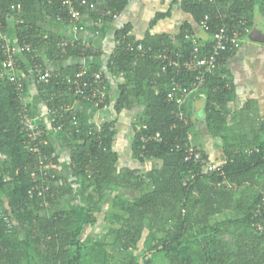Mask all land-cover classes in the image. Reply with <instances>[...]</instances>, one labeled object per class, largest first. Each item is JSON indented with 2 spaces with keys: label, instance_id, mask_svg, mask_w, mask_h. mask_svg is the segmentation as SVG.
<instances>
[{
  "label": "trees",
  "instance_id": "trees-1",
  "mask_svg": "<svg viewBox=\"0 0 264 264\" xmlns=\"http://www.w3.org/2000/svg\"><path fill=\"white\" fill-rule=\"evenodd\" d=\"M87 1L104 3L117 16L129 4V0ZM253 1L183 0L180 6L198 28L204 17H209L206 32L209 38L204 45L210 47L214 32L222 26L230 28L244 20L251 29ZM19 5L22 9L18 13L11 9ZM34 6L56 23H70L58 0H0L3 31L8 32V20L13 18L17 45L36 47L33 54H23L33 68L94 55L90 47L82 50L69 46L61 53L57 45L65 39L40 30L31 17ZM170 11L157 14L151 24L169 17ZM82 13L97 20L95 13L86 8H82ZM57 15L60 21H56ZM18 19L21 22L17 23ZM111 19V16L104 18ZM191 28L184 23L176 36H152L148 32L143 39L134 40L129 35L131 27L126 25L115 34L118 45L107 69L112 75H120L123 82L118 85L119 96L113 109L118 115L144 105L138 120L146 129L133 130L131 150L134 161L149 165L145 172L127 167L118 169V156L113 148L115 121L102 123L100 132L93 136L88 135L90 126H82L77 134L73 115L64 113L57 116L62 128L54 130L53 110L72 99L66 93L65 80L81 64L50 70L60 77L50 79L48 84H38L34 78L36 91L48 110L54 137L68 152L71 172L78 181L76 192L67 183L54 188L56 202L74 195L79 205L74 208L55 210V202L47 210L41 206L42 199L29 196L28 191L36 184L31 172L37 168V162L26 148L27 133L20 123L23 107L15 85L6 76H0V264L264 262V228L260 230L257 226H264V136L260 139L257 131L256 134L249 131L250 135L242 139L236 129L230 130L228 104L234 101L235 90L223 65L234 53L224 54L222 65L200 90L205 93L202 99L205 126L212 137L221 140L224 163L215 171L208 170L207 156L196 147L205 162L185 161V145L191 144L192 115L185 111V104L167 99L170 71L162 74L161 62L155 61L153 54L166 51L186 57L192 44L185 37L194 34ZM122 42L140 43L152 52L141 56L123 50ZM6 47L7 41L0 40V75L9 71ZM18 63L16 59L15 65ZM89 68L99 71L97 67ZM21 69L26 72L24 67ZM102 76L105 81L103 73ZM192 77L187 72L176 78L189 86ZM22 82L26 92V83ZM108 104L109 98L98 108ZM74 111L80 122L82 115ZM242 122L243 118L238 124ZM245 126L254 131L252 122ZM156 134L161 141L151 138ZM142 136L151 139L141 142ZM39 140L42 143L38 147L43 152L55 153L45 130ZM53 162L51 173L62 179L56 168L57 155ZM257 210L261 216L255 218Z\"/></svg>",
  "mask_w": 264,
  "mask_h": 264
},
{
  "label": "crops",
  "instance_id": "crops-1",
  "mask_svg": "<svg viewBox=\"0 0 264 264\" xmlns=\"http://www.w3.org/2000/svg\"><path fill=\"white\" fill-rule=\"evenodd\" d=\"M182 1L129 0V4L116 18L105 21V17L95 14L97 20L94 21L93 18L83 15L76 25L56 23L46 18L43 11L40 12L36 6L31 12L32 19L36 21L42 32L68 41L83 42L91 48L94 54L92 57L81 60L72 57L64 61L52 62L53 64L48 62L47 68L51 71H57L67 66L81 64L87 67H97L105 75L107 98H109V104L105 108H98L95 105L75 99H71L69 103L82 115L81 126H100L106 121H115L117 133L113 148L118 156V169L127 167L145 172L148 171L149 165H139L134 161L131 150L134 137L133 130L135 129L134 122L142 116L144 105L140 104L131 110H123L118 115L113 109L119 96L118 85L123 82L120 75H112L107 69L109 58L118 45L115 34L124 26L129 25L131 27L129 35L134 40L143 39L148 32L152 36L167 34L173 37L179 33L182 24L189 23L194 33L192 36L200 43H206L205 41L209 38L208 34L198 28L191 16L181 9L180 3ZM19 7L22 9L21 5ZM169 10H171L169 17L151 24L157 14H164ZM256 12L259 13V16L256 15ZM15 24L13 18L8 20V44L13 48L17 46ZM251 26V31L254 28L264 30V0L253 1ZM247 39L243 40L242 46L233 55L224 60L223 69L230 76L235 90L234 101L228 104L231 111L228 116V124L230 130L236 129L243 136L242 139L245 138L244 136L248 137L251 131L255 134L257 131L260 139H262L264 136V39L256 37V40L252 41L249 36ZM14 54L16 59L20 61L15 65V67L17 66L15 75L24 80L27 86L23 103L29 109L34 122L47 132L48 140L54 147L58 158L56 168L62 176L61 185L65 186L67 183L75 190L78 181L71 172L68 152L60 146L54 137L55 133L51 126L48 110L36 91L32 66L23 54L17 51ZM21 67H24L26 72L22 71ZM204 98V91H197L190 95L185 104V111L190 113L193 119V129L189 140L194 147L204 151L210 165H222L225 159L222 154V142L208 133L203 119L202 99ZM241 110L244 111L243 115L239 114ZM246 114H248L247 118ZM240 117L243 118L242 124H238ZM247 122L253 123L254 131L245 126ZM73 196H66L62 200H58L54 209L64 210L79 206L76 199H71ZM88 232L89 230H86V233Z\"/></svg>",
  "mask_w": 264,
  "mask_h": 264
},
{
  "label": "built area",
  "instance_id": "built-area-1",
  "mask_svg": "<svg viewBox=\"0 0 264 264\" xmlns=\"http://www.w3.org/2000/svg\"><path fill=\"white\" fill-rule=\"evenodd\" d=\"M63 8V11L67 14L69 22L73 25H76L83 17L82 8H86L89 11L94 12L100 17L111 16L116 18V14H111L110 10L104 3H89L87 0H58ZM12 10H15L16 13L21 9L19 6H12ZM1 15V10H0ZM208 16H205L204 19L200 22V28L204 32L209 30L208 25ZM61 17L56 16V21H60ZM21 22L19 19L17 23ZM237 25L231 26H222L214 32L212 36V42L209 46L200 43L195 37L186 35V40L190 41L192 46L186 57L180 56L177 53L162 51L156 54H153L155 61L161 62V73L166 74L170 71V88L167 92V99L177 100L181 105L186 104L192 93L200 91L206 84L207 78L210 75H213L215 71L222 65V60L224 54L226 53H235L243 43V40H246L251 33V30L247 27V22L242 20L237 22ZM0 40L7 41L6 53L7 66L9 71L5 75L11 83L15 85L16 91L18 92V99L22 104V111L20 113V123L23 125V130L27 133V144L26 148L29 152H32V155L36 158L37 168H34L31 172V177L36 182L28 194L30 197H37L42 199L41 206L46 207L47 210L53 207L56 202L57 192L53 191L54 188H58L61 185V179H57L55 174L51 173L52 168H54L53 159L56 158L55 153H45L38 147L42 142L39 140L42 135V128L37 125L29 109L23 103V97L25 95L24 86L22 79L15 75V51L21 54H33L36 52V47L30 44H23L22 46H15V48L9 46V40L7 38V33L3 31V25L0 20ZM123 50L129 52L139 53L141 56H144L146 53H151V48H144L142 44L135 42H122ZM61 53L69 46L79 47L82 50H86L89 46L86 43H77L76 41L61 40L57 45ZM11 50V51H10ZM33 59V58H32ZM34 78L38 84H48L50 79H59V73H53L49 69L42 67L41 65H36L32 67ZM191 72L193 77L191 78V83L189 86H184L181 83V79H177L180 74ZM62 81V80H61ZM66 93L72 99L80 100L81 102L89 103L95 106L104 105V102L107 99V90L106 84L100 71H91L86 65H81L79 70L75 72L71 77H68L66 80ZM59 83V82H58ZM105 108V107H104ZM56 115L53 122L56 123L55 131L62 128V124L57 116H62L64 113L73 115V122L75 125L76 133H80L82 126L80 125L79 120H76V114H74V108L70 103L60 104L55 110H53ZM135 129L137 131L145 130V125H142L139 120L136 119ZM100 132V126L94 125L88 128V135L98 134ZM153 140L161 141V138L158 134L154 137H151ZM148 138V139H151ZM145 137H141V142L146 140ZM185 161H193L194 163H204L203 157L196 148L188 143L185 145ZM221 165H210L206 164V168L210 171H215ZM194 175H192V178ZM264 211V209H263ZM261 216L259 210L254 214V217L257 218ZM264 221V220H263ZM260 230H263V225H257ZM261 264H264L261 263Z\"/></svg>",
  "mask_w": 264,
  "mask_h": 264
},
{
  "label": "water",
  "instance_id": "water-1",
  "mask_svg": "<svg viewBox=\"0 0 264 264\" xmlns=\"http://www.w3.org/2000/svg\"><path fill=\"white\" fill-rule=\"evenodd\" d=\"M256 37L258 39H262L263 40L264 39V30H261V29H258V28H254L251 31V33L249 35V38H250V40L254 41V40H256ZM259 41H261V40H259Z\"/></svg>",
  "mask_w": 264,
  "mask_h": 264
},
{
  "label": "rangeland",
  "instance_id": "rangeland-1",
  "mask_svg": "<svg viewBox=\"0 0 264 264\" xmlns=\"http://www.w3.org/2000/svg\"><path fill=\"white\" fill-rule=\"evenodd\" d=\"M256 15L257 16H259V13L258 12H256ZM246 40H248L247 38H246ZM262 41V40H261ZM1 76V75H0ZM3 158V157H2ZM71 199H76L75 197H71ZM149 245H150V242H149ZM162 264H166L164 261H162Z\"/></svg>",
  "mask_w": 264,
  "mask_h": 264
}]
</instances>
